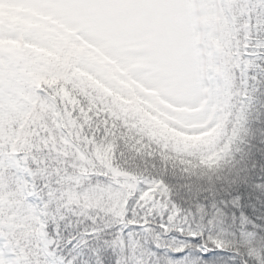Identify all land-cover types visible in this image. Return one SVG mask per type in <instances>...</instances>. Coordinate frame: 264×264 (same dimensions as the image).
Instances as JSON below:
<instances>
[{"label": "snow or ice", "instance_id": "1", "mask_svg": "<svg viewBox=\"0 0 264 264\" xmlns=\"http://www.w3.org/2000/svg\"><path fill=\"white\" fill-rule=\"evenodd\" d=\"M21 2L0 264H264V0Z\"/></svg>", "mask_w": 264, "mask_h": 264}, {"label": "rangeland", "instance_id": "2", "mask_svg": "<svg viewBox=\"0 0 264 264\" xmlns=\"http://www.w3.org/2000/svg\"><path fill=\"white\" fill-rule=\"evenodd\" d=\"M24 5L21 0H0V17H8L15 19L24 10ZM219 16L216 17V22ZM218 27V25H217ZM191 105V102H190ZM168 107H171L170 105ZM204 108V102L201 101L196 107H184L181 109H175L170 114L175 117L176 121L179 123L186 124L190 127H195L198 125L201 118V110ZM209 119L211 118V113H209Z\"/></svg>", "mask_w": 264, "mask_h": 264}]
</instances>
